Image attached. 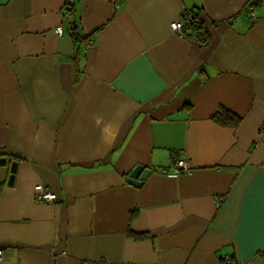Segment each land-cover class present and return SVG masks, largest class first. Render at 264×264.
Returning <instances> with one entry per match:
<instances>
[{"label": "crops", "instance_id": "0c3cea01", "mask_svg": "<svg viewBox=\"0 0 264 264\" xmlns=\"http://www.w3.org/2000/svg\"><path fill=\"white\" fill-rule=\"evenodd\" d=\"M71 3L82 42L67 0H0L2 264H264V4ZM183 10L203 42L171 31ZM173 156L191 172L161 174Z\"/></svg>", "mask_w": 264, "mask_h": 264}, {"label": "built area", "instance_id": "2783aa9c", "mask_svg": "<svg viewBox=\"0 0 264 264\" xmlns=\"http://www.w3.org/2000/svg\"><path fill=\"white\" fill-rule=\"evenodd\" d=\"M67 2L69 4H72L71 3L72 0H69V1L67 0ZM247 12H249V21L252 22L255 14L253 11H250V10H247ZM192 16H193V14H192L191 10H183L179 20H177L176 22H174L172 24L171 31L176 36H178L179 38H187L189 30H190L189 27L193 23ZM63 18H64V21L69 22L71 19V16L69 13L65 12ZM54 33L57 36H61L63 33L62 26L61 25L57 26L54 30ZM92 44H93L92 41L87 42L88 47L92 46ZM259 135L264 136V123H262V125L260 127ZM172 162H173V164L169 170L162 169V170H160V173L163 175L177 176V175H181V174H188L191 172V166H190L188 161L177 158L176 156H173ZM34 192H35L34 199L38 203H40V202L51 203L57 199L56 194L44 189L42 186H36L34 188ZM2 262H3V252L0 250V264H2ZM223 264H232V262L229 258H224Z\"/></svg>", "mask_w": 264, "mask_h": 264}, {"label": "trees", "instance_id": "16d2710c", "mask_svg": "<svg viewBox=\"0 0 264 264\" xmlns=\"http://www.w3.org/2000/svg\"><path fill=\"white\" fill-rule=\"evenodd\" d=\"M264 4V0H250L249 6L252 7H258ZM66 12L70 14L71 20L70 24L71 27H69V36L72 38L74 42H82L85 39H82L81 36L78 34V27L77 23L75 22L73 16V7L72 4H69L67 2L66 4ZM193 16V23L189 27V33L188 37H196L200 41H204L206 39V31L204 30V24L199 18V12L191 10ZM211 119L218 125L223 127H236L239 123V118L230 113L229 111L219 108L211 117ZM135 238H145L144 235H133Z\"/></svg>", "mask_w": 264, "mask_h": 264}, {"label": "water", "instance_id": "95a60500", "mask_svg": "<svg viewBox=\"0 0 264 264\" xmlns=\"http://www.w3.org/2000/svg\"><path fill=\"white\" fill-rule=\"evenodd\" d=\"M7 159L5 157H0V166L6 165ZM17 163L11 162L9 167V177L7 180V184L11 186L14 182V176L16 172ZM150 170L148 168H144L141 165L135 166L131 172L127 175L125 181L127 184L133 187H140L142 182L146 179L149 175Z\"/></svg>", "mask_w": 264, "mask_h": 264}]
</instances>
